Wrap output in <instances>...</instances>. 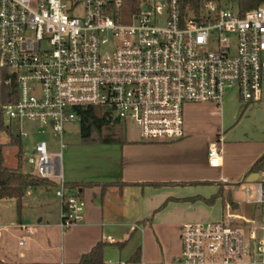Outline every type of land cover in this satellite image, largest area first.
I'll return each instance as SVG.
<instances>
[{
  "label": "built area",
  "instance_id": "built-area-1",
  "mask_svg": "<svg viewBox=\"0 0 264 264\" xmlns=\"http://www.w3.org/2000/svg\"><path fill=\"white\" fill-rule=\"evenodd\" d=\"M125 4L0 0V71L17 83L0 118L18 125L21 138L29 137L27 123L59 138V152L40 141L22 157L56 183L63 230L81 224L86 208L62 173L65 126L81 122L78 109L101 107L124 126L133 120L142 142L163 143L183 138L185 105L221 106L230 92L245 106L261 100L264 5L240 15L217 0H204L197 12L179 0H138L128 18ZM208 163L222 165L216 144ZM255 173L257 189L244 188L254 215L183 224L182 253L170 264H264V171Z\"/></svg>",
  "mask_w": 264,
  "mask_h": 264
},
{
  "label": "crops",
  "instance_id": "crops-1",
  "mask_svg": "<svg viewBox=\"0 0 264 264\" xmlns=\"http://www.w3.org/2000/svg\"><path fill=\"white\" fill-rule=\"evenodd\" d=\"M203 105L220 115L217 127L203 134L195 131L200 124L192 109L184 114V135L176 142L144 143L125 136L124 144L98 146L90 161L62 165L66 183L92 184L81 193L86 208L79 225L61 228L62 203L53 185L28 189L20 206L16 199H0V264H76L99 242L107 244L104 264H126L138 250V264L180 257L181 226L215 221L207 200L218 192V184L247 180L264 155V122L253 120L264 111V72L261 100L243 105L239 110H247L241 119L235 114L238 108L230 117L226 105ZM215 137L248 150L231 160L220 148L222 165L213 169L208 151ZM26 166L24 162V171Z\"/></svg>",
  "mask_w": 264,
  "mask_h": 264
},
{
  "label": "trees",
  "instance_id": "trees-1",
  "mask_svg": "<svg viewBox=\"0 0 264 264\" xmlns=\"http://www.w3.org/2000/svg\"><path fill=\"white\" fill-rule=\"evenodd\" d=\"M222 3L223 0H217ZM228 3H233V6L237 7L240 15H244L247 11L256 9L264 5V0H224ZM181 7L184 10H191L197 12L202 7L204 0H179ZM138 0H126L125 13L128 18L132 16L137 10ZM128 21V19H127ZM17 98V83L15 75L8 70L0 71V106L6 105L15 101ZM78 114L81 117L80 122V134L84 144H100V145H121L126 143L125 139V127L119 120L111 118L109 113L101 107H87L78 109ZM0 128L6 131L10 138V144L19 148L16 157L18 166L16 168H8L2 163V155H0V199H16L18 206H20L22 198L26 194V191L30 188L44 187V186H56L54 181L40 178L34 173L25 172L23 169V147L21 145V136L18 125L10 124L5 126L0 118ZM264 167V155L253 165L248 175L254 172H258ZM224 184L219 185L218 192L213 195L207 202L210 205L223 197ZM70 189H80L79 195L82 191L92 184H68ZM112 185V184H108ZM159 185V184H155ZM227 203L232 209H236V205L229 197ZM106 243L99 242L93 247V249L84 254L80 261L76 264H104L103 250ZM141 261V251L138 250L135 255L126 264H138Z\"/></svg>",
  "mask_w": 264,
  "mask_h": 264
},
{
  "label": "rangeland",
  "instance_id": "rangeland-1",
  "mask_svg": "<svg viewBox=\"0 0 264 264\" xmlns=\"http://www.w3.org/2000/svg\"><path fill=\"white\" fill-rule=\"evenodd\" d=\"M222 3L224 5L228 4L230 6H233V3H228L224 0L222 1ZM210 105L215 108L218 107L216 105H212V104ZM222 106H225L230 110V112L232 113L230 114V117L233 116V114L235 113L234 111L236 110V108H238V110L236 111L237 113H235L237 115V119L238 118L241 119L247 110L246 108L243 111L239 110L240 108L243 107V104L238 100L235 92H230L227 95ZM192 109L193 110L197 109L195 113L196 115L194 116V121L198 122V125L200 124L199 126L197 125L195 126L196 127L195 131L197 134L198 133L203 134V132L208 131V129H213L217 127L218 121H220V115L217 112H215V110L212 111L211 109H207L206 105L203 104L185 105L184 107L185 116L187 115L188 110H192ZM253 120H256L257 122H259V124H262V122H264V111H262L256 117H254ZM1 121L5 126L10 125V122L7 118H1ZM252 124L253 123L250 122L249 126H251ZM201 125H203V127ZM22 130L26 131L29 135L27 139L21 138V145L24 150L31 151L32 146L36 142L45 141L48 143L49 152L54 153L60 151L59 138L53 132L46 130L45 133H42L41 131L43 130V128H41L38 125H31L28 123L23 125ZM65 131H66L64 135L65 148L63 149V156H62L63 168H65L68 162H70L71 160L82 162L83 164L84 162L90 161L95 158L94 152L95 150H97L100 144L93 145V144H84L82 142L81 134H80V123L75 122V123L66 124ZM124 132H125V136L130 140L140 138L139 129L136 123L131 119L127 120ZM213 141L218 145L219 148L223 150V155L227 157L230 156L231 160H233L235 156H236L235 158H238L239 156H241L242 158V156L246 154L248 150V148L244 146L233 145L234 146L233 148V146L225 145V143H221L220 141L217 142V137H215ZM10 142H11V138L9 134L0 128V155H2V163L4 166L8 168H16L18 166L16 154L19 148L17 146L11 145ZM25 171L35 174V169L33 166L27 165ZM262 171H264V167L258 170V172H262ZM248 187H252L255 190L257 189L256 184L248 183L244 177H241L236 180H229L227 184H224V195H223V199H221L222 201L217 200L214 203V205H212L213 206L212 210L214 212V215L216 216L215 221H220L223 218L227 221L229 220L228 216L230 214L232 215L238 214L246 217H250V216L252 217L254 215L255 205L248 204L249 197L244 192V188H248ZM229 194L231 195L234 204L238 205L236 209H231L227 206L228 204L227 200ZM255 200L256 197L252 199V201ZM179 232L181 235L182 233L181 228ZM181 248H182V243H181ZM178 257H174L170 260L163 259L156 264H164V263L170 264L173 263L174 260Z\"/></svg>",
  "mask_w": 264,
  "mask_h": 264
},
{
  "label": "water",
  "instance_id": "water-1",
  "mask_svg": "<svg viewBox=\"0 0 264 264\" xmlns=\"http://www.w3.org/2000/svg\"><path fill=\"white\" fill-rule=\"evenodd\" d=\"M257 177L258 176L256 173L250 174L249 177L247 178V182L254 183L257 180Z\"/></svg>",
  "mask_w": 264,
  "mask_h": 264
}]
</instances>
